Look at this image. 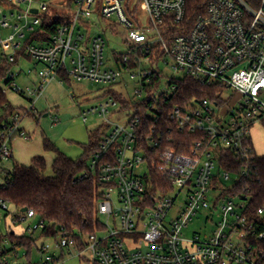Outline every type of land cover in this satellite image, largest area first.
Returning <instances> with one entry per match:
<instances>
[{
	"label": "built area",
	"instance_id": "2783aa9c",
	"mask_svg": "<svg viewBox=\"0 0 264 264\" xmlns=\"http://www.w3.org/2000/svg\"><path fill=\"white\" fill-rule=\"evenodd\" d=\"M187 3L68 0L64 11H57L64 22L54 28L46 19L54 15L47 0L0 1V94L14 92L32 103L30 109L18 107L7 116L14 105H0V176L13 161V141L30 138L22 123L38 112L37 100L50 83L60 78L63 84L61 76L67 75L105 88L106 101L83 113L84 123L97 115L109 129L90 162L99 178V222L94 233L79 238L52 235L53 245L37 246L38 264L60 262L65 250H74L89 264H264V207L253 213L250 198L234 193L258 154L252 129L264 125V0H209L205 13L194 19ZM93 17L104 28L125 31L127 51L115 55L114 66L105 58V30L90 34L98 27ZM23 64L33 68L25 72ZM165 67L182 76L166 77ZM33 71L37 84L25 89L17 85L18 77ZM127 75L138 82L133 97L125 88L115 89L125 85ZM185 77L216 88L217 98L169 107L176 82ZM110 90L134 99L136 106L123 109ZM123 112L131 115L125 124L108 119ZM174 128L202 138L187 154L179 153L167 146ZM222 151L233 152L242 167L236 172L221 168ZM139 167L145 172L138 173ZM178 201V216L168 221ZM7 204L0 200L6 214ZM203 212L219 216L212 233L187 239L185 230ZM101 217L112 221L111 226ZM13 219L15 224L30 222L27 235L49 228L34 210ZM3 251L0 264H18L26 257L25 252Z\"/></svg>",
	"mask_w": 264,
	"mask_h": 264
},
{
	"label": "trees",
	"instance_id": "16d2710c",
	"mask_svg": "<svg viewBox=\"0 0 264 264\" xmlns=\"http://www.w3.org/2000/svg\"><path fill=\"white\" fill-rule=\"evenodd\" d=\"M208 1L188 0L189 17L194 19L203 15ZM46 19H50L51 27L54 28L64 22V19L59 18L57 11H54L52 17L47 16ZM61 78H63V83H71L67 75H62ZM176 83L178 90L170 99L169 107L185 106L191 100H215L217 98L215 96L216 88L202 86L192 78L185 77ZM109 93L122 102L123 109L129 110L135 105L132 98H127L113 90H110ZM6 104H9L8 97L0 94V105ZM20 110L21 108L10 105L5 114L7 116ZM43 115L45 114L31 112L29 117L37 120ZM164 121L167 126L173 128V123L169 122L167 117ZM103 127L105 126L103 125ZM103 136L102 128L90 132L89 145L85 147L84 155L78 160L67 156L49 140H44L45 151L55 155L52 175L47 174L48 164L42 157H35L31 166L14 163L11 169H3L1 175L5 176H3L0 185V200H4L14 207V211H9L4 218L9 215H12L13 218L23 215V209L34 210L38 218L49 225L46 232L39 234L40 238H51L52 235L55 236L60 232L76 238L94 233L96 224L99 222L97 205L100 197V185L98 176L91 172L90 162L92 157L100 151L101 145L104 143ZM170 137L171 141L167 146L184 154L188 153L191 144L202 138L201 136L200 138L190 137L186 133L181 134L175 128L171 131ZM220 154V166L226 171L236 172L244 164L233 152L222 151ZM255 156L250 162V170L239 178L234 188V193L250 198L249 208L253 213L264 207V156L258 154ZM36 235L24 233L18 236L12 230L4 235L0 230V249L4 247L3 252L6 255L24 251L25 259L31 262L30 259L34 250H37V242L40 239ZM6 243L9 244V247L4 246Z\"/></svg>",
	"mask_w": 264,
	"mask_h": 264
},
{
	"label": "rangeland",
	"instance_id": "374dc122",
	"mask_svg": "<svg viewBox=\"0 0 264 264\" xmlns=\"http://www.w3.org/2000/svg\"><path fill=\"white\" fill-rule=\"evenodd\" d=\"M51 5L52 11H61L65 10L64 5L68 3V0H47ZM94 22L98 27L93 28L90 31L92 36L98 35L102 30H105L104 38L106 39V50H105V58L107 64L109 66L115 65V55L123 54L127 51V47L125 44V31L123 28H119L116 30H109L107 27L104 28V22L99 21L96 17L90 19ZM7 35V34H6ZM23 69L27 72L30 68H33L30 64H23ZM42 67L39 66L37 68V72ZM17 70V68H14ZM166 77L170 78L172 76L181 77L182 75L179 73H174L170 68H163ZM36 71L26 77L22 75L17 78V85L22 88H26L28 86H33L34 82L37 80ZM124 82L121 86H115V89H124L128 93L129 96L133 97L135 90L138 88L137 81H133L129 79V76L124 77ZM61 79L53 82L48 86L46 95L43 99L36 103L37 113L46 114L47 110H49L48 117H39L35 120L32 117H25L23 121V126L26 127L27 130L33 131L32 135L29 136L28 140L30 144V148L34 153L41 151L44 156L37 157H46V161L48 164L47 174L52 175V162L55 158L54 153L47 152L44 149L43 143L44 140H49L51 143L56 145L63 153L74 160H78L82 158L85 153V147L89 145V135L90 132L98 130L102 128V133L106 134L109 132V129L103 127L104 120L97 115L89 116L88 122H83V113L89 111L93 107L100 105L101 103L106 101V96H104L105 88L102 85L95 84L90 81H82L78 82L76 80H71V83H61ZM8 100L15 107H22L25 109H30L32 107V103L28 101L27 98H23L17 95L14 92L7 93ZM240 100V96H237ZM264 100V96L261 97ZM129 114L123 112L118 115H111L108 119L112 123H121L125 124L130 119ZM59 117L60 121L55 122V118ZM24 140L23 138H20ZM252 139L254 143V147L258 155L264 156V125L261 123L255 126L252 129ZM22 145V146H20ZM30 152L26 145L20 144L18 142L14 143V156L17 162H24L25 156H29ZM28 158V157H27ZM13 162L7 163L6 168L11 169L13 166ZM29 164V163H28ZM137 172L142 174L145 172L144 167L137 168ZM5 176V175H3ZM3 176H0V182L3 181ZM182 197V196H181ZM181 200V199H180ZM181 205V201H178L176 207H174L171 213L168 216V221L174 220L178 216V207ZM9 211H14V207L11 204H7ZM0 214L2 215V219L0 222V230L6 235L8 231H14L18 236H21L26 231L30 222L15 224L12 215H9L7 218H4L6 212L0 208ZM209 216L210 220H206ZM219 221V216L217 214H209V212H203L197 218L190 223L189 227L185 230V237L190 239L193 237L194 233H200L203 235L209 236L215 224ZM101 222L104 224H108L111 226L112 221H109L107 217H101ZM36 237L40 238V235L37 234ZM44 242L49 244H54L55 239H40L37 244L40 247ZM54 251V250H53ZM21 255L24 254V251L20 252ZM63 260L56 264H89L83 258L79 257L74 250H65ZM42 260L40 254L37 250H34L32 257L30 259L31 263L38 264ZM18 264H27V259L22 258L17 261Z\"/></svg>",
	"mask_w": 264,
	"mask_h": 264
},
{
	"label": "crops",
	"instance_id": "0c3cea01",
	"mask_svg": "<svg viewBox=\"0 0 264 264\" xmlns=\"http://www.w3.org/2000/svg\"><path fill=\"white\" fill-rule=\"evenodd\" d=\"M37 82H38V79L33 83V84H37ZM53 82H55V81H53ZM52 82V83H53ZM52 83H50L49 85H51ZM48 85V86H49ZM48 86H47V88H48ZM47 88H46V90L44 91V93L42 94V96L37 100V102L38 101H40L41 99H43L44 97H45V95H46V92H47ZM52 107H50L49 108V110L51 109ZM49 110H47V111H45V112H47L46 114L47 115H49L48 113H49ZM38 111V110H37ZM48 117V116H47ZM22 128L28 133V135L29 136H31L32 134L31 133H34L33 131H29V130H27L26 129V127L25 126H23V123H22ZM29 141H31V140H22V139H20V138H16L14 141H13V143H12V148H13V163H16V164H19V162H17L16 160H15V156H14V143L15 142H18V143H20V144H24V145H26V147L28 148V150H29V152H30V155L29 156H25L26 158H24V162L22 163V162H20V164L19 165H21V166H31V164H32V161H33V159L35 158V157H37V156H44V154H42L41 153V151H38V152H36V153H34L33 151H32V149L29 147L30 146V144H29ZM20 146H22V145H20ZM28 157V158H27ZM45 159H46V157H45ZM55 159V158H54ZM54 161V160H53ZM29 163V164H28ZM52 164H53V162H52Z\"/></svg>",
	"mask_w": 264,
	"mask_h": 264
},
{
	"label": "water",
	"instance_id": "95a60500",
	"mask_svg": "<svg viewBox=\"0 0 264 264\" xmlns=\"http://www.w3.org/2000/svg\"><path fill=\"white\" fill-rule=\"evenodd\" d=\"M33 13H37V11H36V10H33ZM47 116H48L47 114L44 115V117H47ZM27 211H28L27 209H23V210H22L23 213H25V212H27Z\"/></svg>",
	"mask_w": 264,
	"mask_h": 264
}]
</instances>
